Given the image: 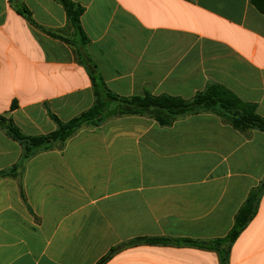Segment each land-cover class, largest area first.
Segmentation results:
<instances>
[{"label":"crops","instance_id":"crops-1","mask_svg":"<svg viewBox=\"0 0 264 264\" xmlns=\"http://www.w3.org/2000/svg\"><path fill=\"white\" fill-rule=\"evenodd\" d=\"M70 1L83 8L79 57L112 93L189 100L217 84L264 118V14L250 0ZM79 43L56 1L0 0V115L35 136L56 129L50 114L67 122L88 110ZM20 155L0 130V171ZM262 179L264 132L242 134L210 113L170 127L140 116L84 126L27 161L24 200L18 178H0V264H97L137 238L220 239ZM104 264L220 262L194 247L138 245ZM227 264H264V195Z\"/></svg>","mask_w":264,"mask_h":264},{"label":"trees","instance_id":"trees-1","mask_svg":"<svg viewBox=\"0 0 264 264\" xmlns=\"http://www.w3.org/2000/svg\"><path fill=\"white\" fill-rule=\"evenodd\" d=\"M54 1L62 6L68 22L80 37V43L76 46V54L79 57V50L83 48L86 41L79 24V17L83 13V8L70 0ZM250 1L260 13L264 14V0ZM18 12L32 26L40 29L31 19L27 9L21 8ZM47 34L54 38H59L51 32H47ZM78 62L86 69L91 82L94 97L92 106L67 122H61L57 117L50 114L56 129L48 134L35 136L23 134L11 118L0 115V130L11 140L17 142L21 148V155L17 163L8 169L0 171V178H18L20 181L24 166L28 160L41 152L62 148L66 141L84 126L97 127L103 122L116 117H146L154 120L161 127H170L174 122L186 116L210 113L219 117L223 123L242 134H247L250 130L264 132V118L257 114L256 105L241 101L235 94L221 85H207L204 90L196 93L189 100L168 95L155 96L149 93L123 97L112 93L105 86L95 64L89 58L86 56L79 57ZM14 107L15 104H12V108ZM19 191L21 198L24 200L21 181L19 183ZM262 195H264V179L257 187L250 190L246 200L234 216L231 230L223 238L199 242L190 239H171L166 237L137 238L111 249L97 264H104L113 253L120 249L138 245L194 247L215 252L220 264H227L232 244L255 217Z\"/></svg>","mask_w":264,"mask_h":264}]
</instances>
